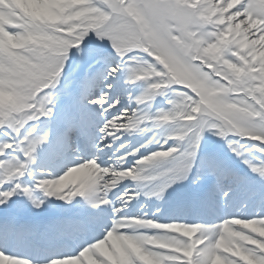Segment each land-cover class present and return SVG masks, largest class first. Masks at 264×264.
Returning a JSON list of instances; mask_svg holds the SVG:
<instances>
[{
    "label": "snow or ice",
    "instance_id": "obj_1",
    "mask_svg": "<svg viewBox=\"0 0 264 264\" xmlns=\"http://www.w3.org/2000/svg\"><path fill=\"white\" fill-rule=\"evenodd\" d=\"M39 5L40 0H0V208L23 197L40 209L45 200L36 193L42 192L65 203L82 198L93 210L111 209V227L101 238L51 264H84L93 257L98 264H264V193H252L260 197L261 212L250 219L228 217L203 225L126 215L140 195L163 200L178 183L203 188L198 198L210 203L217 194L225 201L230 197L226 184L245 182L217 159L200 158L206 132L224 139L264 185V147L242 150L229 139L264 145V0H86L73 35L34 53L13 51ZM93 34L109 41L115 61L86 40ZM72 49L88 70L52 140L40 125H50L57 116L54 90L72 67ZM122 75L125 86L142 89L135 96L128 93L135 108L127 111L110 95V81ZM158 99L168 107L152 112ZM100 121L99 136L92 137ZM148 131L154 132L152 138L131 146V137ZM78 140L91 142L97 153H112V163L101 166L96 155L57 178H36L34 169L46 145L44 159L54 163ZM155 144L160 148L149 151ZM246 153L260 155L249 159ZM38 170L44 177V169ZM86 170L83 178L67 183ZM125 180L134 182L135 190L117 191ZM101 222L100 216L90 221ZM144 230H161L162 235ZM193 234H198L195 239ZM0 264L30 262L0 251Z\"/></svg>",
    "mask_w": 264,
    "mask_h": 264
},
{
    "label": "clouds",
    "instance_id": "obj_2",
    "mask_svg": "<svg viewBox=\"0 0 264 264\" xmlns=\"http://www.w3.org/2000/svg\"><path fill=\"white\" fill-rule=\"evenodd\" d=\"M237 2L232 0L233 4ZM85 4L86 0H40L38 10L27 22V35L16 46L25 53H34L73 35L82 22L81 9Z\"/></svg>",
    "mask_w": 264,
    "mask_h": 264
},
{
    "label": "rangeland",
    "instance_id": "obj_3",
    "mask_svg": "<svg viewBox=\"0 0 264 264\" xmlns=\"http://www.w3.org/2000/svg\"><path fill=\"white\" fill-rule=\"evenodd\" d=\"M216 2L219 3V2H222V0H216ZM232 10H234V9H229V11H232ZM225 15H227V13ZM241 29H243V27ZM232 35L233 34H230L228 38L231 39ZM86 39L87 40H91L92 42H97V44L106 45L107 47L111 48L109 41L104 40L103 42H101L95 37L94 34L91 35L90 37L86 38ZM111 50L113 51L112 48H111ZM124 111H126V110H124ZM229 139H232L238 145H240L242 150H246V149L252 148L253 145L264 147V145H261L259 141H250L247 138L230 137ZM238 139H246V143L245 144H239L238 143ZM172 143H173L172 141H169V145L168 146H171ZM211 148H217V150L220 151V152H221V150L224 149L225 151H227V154L230 157L229 160L235 162L236 166L247 168V166L242 163L241 159L237 158L236 155L228 148L227 142L224 139L219 138L216 135H213L211 133L206 132L203 135V139H202L201 146H200V151L201 152H206L207 149H211ZM246 154L248 155L249 159H252L253 156L259 157V155H260L259 153H246ZM197 235L198 234H193L192 239H195ZM185 238H187V237H185ZM224 255H229V253H224Z\"/></svg>",
    "mask_w": 264,
    "mask_h": 264
},
{
    "label": "bare ground",
    "instance_id": "obj_4",
    "mask_svg": "<svg viewBox=\"0 0 264 264\" xmlns=\"http://www.w3.org/2000/svg\"><path fill=\"white\" fill-rule=\"evenodd\" d=\"M240 31L243 32V29H241ZM122 84L124 85V83H122ZM124 86H125V85H124ZM125 87H127V86H125ZM129 89H133V88H129ZM129 92L131 93L132 90H130ZM128 105H130V104H127V106H128ZM133 105H134V104H133ZM134 106H135V105H134ZM128 107H129V106H128ZM167 107H168V105L165 103V108H164V109L166 110ZM121 119H122V118H121ZM163 134H164V133H163ZM137 136H138V135H135V136L131 137L130 142H131V143H132V141L134 142V141L136 140ZM128 140H129V138L125 137V141L127 142ZM107 153H110V152H107ZM126 165H127V164H126ZM130 165H131V164H130ZM85 175H87V170H86L84 173L74 174L73 177L69 178V180H72V181H69V183L72 184L73 182L78 181V179H80L82 176H85ZM126 184H130V185L136 187V184H135L134 182L130 181V180H125L124 182H122L121 185H126ZM180 188H181V183H178V184L175 185L173 188L169 189V190L165 193V195H168L171 191H172V192H175V191L179 190ZM87 262H88L89 264H90V263H92V264H97V263L95 262V260H92V259H91V261L87 260Z\"/></svg>",
    "mask_w": 264,
    "mask_h": 264
}]
</instances>
